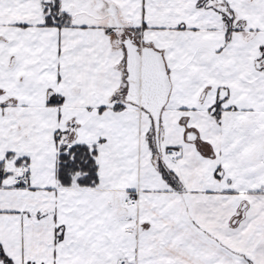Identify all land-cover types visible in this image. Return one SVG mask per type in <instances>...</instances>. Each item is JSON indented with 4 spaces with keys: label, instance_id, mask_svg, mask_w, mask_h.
Instances as JSON below:
<instances>
[{
    "label": "snow or ice",
    "instance_id": "obj_1",
    "mask_svg": "<svg viewBox=\"0 0 264 264\" xmlns=\"http://www.w3.org/2000/svg\"><path fill=\"white\" fill-rule=\"evenodd\" d=\"M0 264H264V0H0Z\"/></svg>",
    "mask_w": 264,
    "mask_h": 264
}]
</instances>
